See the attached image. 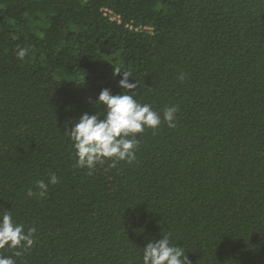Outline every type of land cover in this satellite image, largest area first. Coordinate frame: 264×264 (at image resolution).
Masks as SVG:
<instances>
[{
	"label": "trees",
	"instance_id": "trees-1",
	"mask_svg": "<svg viewBox=\"0 0 264 264\" xmlns=\"http://www.w3.org/2000/svg\"><path fill=\"white\" fill-rule=\"evenodd\" d=\"M114 68L140 103L177 107L175 127L89 174L67 131L104 118ZM4 210L36 230L20 256L0 249L16 264H142L162 234L190 264H264V0H0Z\"/></svg>",
	"mask_w": 264,
	"mask_h": 264
},
{
	"label": "clouds",
	"instance_id": "clouds-1",
	"mask_svg": "<svg viewBox=\"0 0 264 264\" xmlns=\"http://www.w3.org/2000/svg\"><path fill=\"white\" fill-rule=\"evenodd\" d=\"M16 54L23 59L27 49L19 48ZM113 75L121 77L118 86L124 91L114 95L107 88L101 90L95 103L106 107L104 118L100 119L99 113H84L67 131L75 150L76 167L87 168L89 174L97 165H103L108 160L113 164L119 161L133 162L139 143L137 134L146 129L155 130L162 121L169 127H175L177 107H167L161 115L151 105L135 99L131 90L137 87V83L129 82L131 74L128 71L114 68ZM179 78L184 77L181 75ZM58 182L57 176L50 174L47 183L44 180L36 181L38 192L29 189L26 195L43 197L48 192L49 184L56 185ZM35 231V228L25 231V226L14 220L11 210L0 213V249H14V255L20 256L19 249L33 246ZM162 237L150 240L142 248V264H190L182 247L173 244L169 235L162 234ZM0 264H16V260L12 256L0 255Z\"/></svg>",
	"mask_w": 264,
	"mask_h": 264
},
{
	"label": "built area",
	"instance_id": "built-area-1",
	"mask_svg": "<svg viewBox=\"0 0 264 264\" xmlns=\"http://www.w3.org/2000/svg\"><path fill=\"white\" fill-rule=\"evenodd\" d=\"M105 13L107 15H111L112 19H118L120 21V16L113 13V11L109 8H105Z\"/></svg>",
	"mask_w": 264,
	"mask_h": 264
}]
</instances>
